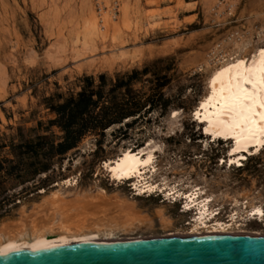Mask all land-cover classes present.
Returning a JSON list of instances; mask_svg holds the SVG:
<instances>
[{
  "label": "rangeland",
  "instance_id": "1",
  "mask_svg": "<svg viewBox=\"0 0 264 264\" xmlns=\"http://www.w3.org/2000/svg\"><path fill=\"white\" fill-rule=\"evenodd\" d=\"M227 2L0 0V159L16 166L1 177L0 226L32 213L59 188L71 200L97 189L132 197L129 183L114 187L104 163L149 141L158 146L159 177L154 181L163 176L179 189L188 183L203 188L214 196L211 206L220 212L219 220H228L237 199L239 207L255 200L264 207V146L241 166L229 167V144L210 143L205 150L203 125L194 117L222 56L217 51L232 54L234 41L264 45V0ZM92 14L99 21H92ZM134 70L141 74L124 97L135 103V117L86 134L62 156L46 152L37 160L17 159L21 136H46V144L61 141V130L50 125L56 116L49 107L81 92L84 78L99 84V76L105 75L107 91L117 77ZM45 164L48 171L33 176ZM69 179L78 181L77 186L58 187ZM159 195L134 197L147 220L121 237H173L192 231L194 212L182 213L181 201L163 202ZM162 211L167 221H162ZM246 211H241L239 230L264 236V221H250Z\"/></svg>",
  "mask_w": 264,
  "mask_h": 264
},
{
  "label": "bare ground",
  "instance_id": "2",
  "mask_svg": "<svg viewBox=\"0 0 264 264\" xmlns=\"http://www.w3.org/2000/svg\"><path fill=\"white\" fill-rule=\"evenodd\" d=\"M95 16L92 14V21H99ZM94 24L96 25V23ZM102 29L105 28L102 27ZM232 44L235 46L233 50H230L232 54L221 50L217 51L222 56L212 71L207 94L204 95L205 97L194 115L195 121L199 125H203L206 136L205 150L209 148L210 143L229 144L228 160L226 161L229 167L241 166L247 156L258 153L264 146L262 143L241 140L240 146L237 148V142L233 136H214V129L210 122L204 118L206 112L213 113L219 107L218 100L208 101V97L213 95V87L216 88L217 93L221 87L220 81H217L215 85L212 84L213 77L241 60L245 62V67L251 66L255 60L259 59L261 50H264V45L247 47L244 42L238 44L235 41ZM225 83H227L226 79ZM246 87L250 86L246 85ZM206 102V109L201 108V104ZM213 103L216 104V107H213ZM174 113L173 118L175 119L178 113ZM197 113H199V118H197ZM205 129L208 130L205 131ZM258 139L264 141V136H260ZM234 148L237 150L233 151ZM157 151L158 146L149 141L146 146L137 149V151L126 149L114 159L105 161L104 168L109 179L114 183V187L119 188V186L129 183L128 187L134 192L132 197L121 198L118 191L109 195L105 190L97 189L91 194H81L71 200L68 199L63 189L59 188L46 197L32 213L12 224L0 226V259L62 248L143 239L141 237H121V235L134 232L147 220L146 215L139 211L134 197L145 195L150 197L156 193L163 195L165 198L163 202L170 200L172 204H175L181 201L182 213L194 212V217L189 223L192 231L182 236L242 234L243 230H239L241 227L239 222L244 218L241 213L243 210H247L245 217H249L250 221H264V207L256 200L251 203L244 202L245 205L239 207L237 199L235 209L232 213L230 212L228 220L221 221L218 219L220 212L215 211L211 206L214 196L207 195L203 188H196L188 183L179 189V185L171 186L167 178H162L163 176L158 181H154L156 177H159L156 166ZM62 182L58 187L61 186L64 190H68L77 186L78 181L69 179ZM160 217L162 221H167L168 217H165L163 211L160 212Z\"/></svg>",
  "mask_w": 264,
  "mask_h": 264
},
{
  "label": "water",
  "instance_id": "3",
  "mask_svg": "<svg viewBox=\"0 0 264 264\" xmlns=\"http://www.w3.org/2000/svg\"><path fill=\"white\" fill-rule=\"evenodd\" d=\"M0 264H264V236L143 238L12 256Z\"/></svg>",
  "mask_w": 264,
  "mask_h": 264
},
{
  "label": "trees",
  "instance_id": "4",
  "mask_svg": "<svg viewBox=\"0 0 264 264\" xmlns=\"http://www.w3.org/2000/svg\"><path fill=\"white\" fill-rule=\"evenodd\" d=\"M144 69L142 73H146ZM141 72L134 70L128 75L117 77L106 91L108 78L105 75L99 76V84L93 77L84 78L82 91L76 96H71L49 109L56 118L50 121L51 126L58 127L63 133L61 141L56 145L44 143L46 136L38 137L37 140L24 139L21 136L19 144L15 147L17 159L24 157L38 159L39 156L52 153L55 156H62L77 147L82 138L94 131H105L113 125L121 124L124 120L135 117L136 105L132 98L124 97L131 90V84ZM125 90V91H124ZM124 93H121L123 92ZM119 93L123 94L118 99ZM47 152V153H46ZM46 153V154H45ZM13 160L0 159V182L5 171L11 175L16 166ZM8 167V169H7ZM48 165H43L33 171V176L47 172Z\"/></svg>",
  "mask_w": 264,
  "mask_h": 264
},
{
  "label": "snow or ice",
  "instance_id": "5",
  "mask_svg": "<svg viewBox=\"0 0 264 264\" xmlns=\"http://www.w3.org/2000/svg\"><path fill=\"white\" fill-rule=\"evenodd\" d=\"M244 64L241 60L213 77L212 84L220 81L221 87L219 93L213 87V95L208 97V101L218 100L219 107L213 113L206 112L204 116L214 129V136H233L237 148L241 140L264 144L258 139L264 136V50H261L259 59L251 66L245 67ZM206 107L207 102L201 104V108ZM213 107H216L215 103Z\"/></svg>",
  "mask_w": 264,
  "mask_h": 264
},
{
  "label": "built area",
  "instance_id": "6",
  "mask_svg": "<svg viewBox=\"0 0 264 264\" xmlns=\"http://www.w3.org/2000/svg\"><path fill=\"white\" fill-rule=\"evenodd\" d=\"M220 1H222L223 3L227 2V0H226V1H225V0H220ZM229 1H233V2H235L236 0H229ZM223 3H221V4H223ZM227 3H228V6H227V7H228V9L230 10V8H231V7H229V3H230V2H227Z\"/></svg>",
  "mask_w": 264,
  "mask_h": 264
}]
</instances>
